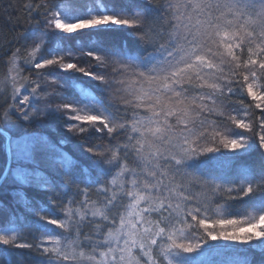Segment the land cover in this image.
<instances>
[{
    "label": "snow or ice",
    "instance_id": "1",
    "mask_svg": "<svg viewBox=\"0 0 264 264\" xmlns=\"http://www.w3.org/2000/svg\"><path fill=\"white\" fill-rule=\"evenodd\" d=\"M147 4L155 6L159 14L144 13L142 18L138 17L140 22L135 33L155 52L163 53L150 66L142 68L135 59L122 60L91 51L86 54L105 69L103 74L77 68L76 63L59 62V67L65 70L77 69L101 82L108 100L116 106L111 116L93 114L64 97L62 103L54 106L43 94V84L47 81L36 83L24 77L23 83L12 89V103L8 108L15 118L8 117L11 124L43 122L48 110L54 108L75 121L66 125L73 135L86 133L89 126L100 125L97 130L107 138L99 139L106 142L86 146V151L110 166L111 173L120 169L110 182L105 178L101 190L105 200L98 201L103 207L92 205L91 209L87 200L75 198L81 190L71 183L68 172L60 171L65 185L71 191L75 188L70 203L78 204V209L66 208L64 198L53 199L60 193L41 171L42 165L49 169L48 161L60 151L63 140L53 143L47 135L36 132H25L14 139L0 128L11 159L5 175L11 171L13 181L20 186L35 183L39 188H47L51 193L49 200L63 213L60 219L49 221L63 230L61 235L41 234L45 239L39 244L18 245L46 254L49 261L174 264L173 250L192 253L208 240L244 245L255 242L264 250V212L251 220L214 218L219 206L214 209L213 205L222 198L217 194L221 185L213 188L208 180L185 184V178L196 172L184 166V162L204 153L221 149L235 151L245 146L250 136L230 138L218 117L237 129L247 130L251 136H258L259 147L264 149V0H176L175 3L147 0ZM36 11L43 15V27L21 43L12 53L14 57L21 51L27 53L33 45L40 49L48 29L75 33L100 25L137 24V19L119 18L123 12L93 14L66 22L53 7L52 0H44ZM167 28L174 35L166 44H161V32ZM11 63L9 71L17 70L19 74L15 61ZM25 63L31 65L33 61ZM53 64L58 61L43 59L35 63V69ZM29 88V94L17 103V94ZM242 91H246L251 102L245 104L246 97L241 99L243 107L237 110L231 98ZM30 97L36 99L30 102ZM7 101L5 96L4 103ZM256 110L260 112L258 118ZM240 112L244 113L243 117ZM249 113L252 120L245 123ZM257 124L259 133L255 132ZM64 158L72 161L67 153ZM13 162L17 165L15 168ZM3 180L4 177L0 178V184ZM109 186L115 189L110 197ZM192 189L198 191L194 193ZM234 189L227 191L231 194ZM6 190L13 197H24L23 191L16 187ZM199 190H204V194ZM252 191V184H248L240 194ZM90 194L91 185L85 190V195ZM85 227L89 228L87 233ZM201 230L202 234H198ZM14 240L15 236L0 234V243L8 245Z\"/></svg>",
    "mask_w": 264,
    "mask_h": 264
},
{
    "label": "trees",
    "instance_id": "2",
    "mask_svg": "<svg viewBox=\"0 0 264 264\" xmlns=\"http://www.w3.org/2000/svg\"><path fill=\"white\" fill-rule=\"evenodd\" d=\"M43 2L44 0H0V128L9 132L14 139L25 132H36L47 135L53 143L58 144L60 140H63L60 151L55 152L48 161L49 169H45L43 165L41 167L44 176L52 180L53 187L60 193L59 197L54 196L53 199L64 198L66 208L78 209V204L70 203L74 198L75 188L73 187L71 191L60 174V171H65L70 175L71 183L77 184L81 190L79 197L75 198L78 201L87 200L90 209L92 205L102 208L103 205L98 201L105 200V196L101 194L105 178L110 182L120 169L117 168L111 173L110 166L86 151V146L106 142L99 139L107 138L104 132L97 130L100 125L89 126L86 133L73 135L66 125L75 121L65 115L64 111H57L54 108L48 110L43 122L32 121L27 125L22 122L19 125H13L8 119V117L15 118L14 113L8 108V105L12 103V89L14 86L19 87L24 77L36 83L47 81L43 84V94L54 106L62 103V97H64L93 114L111 116L116 106L108 100V94L101 82L77 69L65 70L59 67V62L76 63L77 68L83 67L90 72L103 74L105 69L99 66L93 57L86 54L91 51L101 55L110 54L122 60L132 58L142 68L150 66L155 60L160 59L163 53L155 52L153 47L141 41L135 32L140 22L139 18H142L144 13L147 16H156L159 10L155 6L148 5L147 0H52L56 11L68 13L75 19L87 18L93 14L123 12L119 18L137 19V24L100 25L68 35H61L55 30L48 29L45 32L43 46L34 56L30 54L31 47H29L27 53L21 51L18 57H14L12 53L20 48L21 43L31 39L32 35L43 27V15L36 11L37 6ZM175 2L176 0H173V3ZM172 35L174 32L171 28L162 31L159 43L166 44ZM10 41L11 46H9ZM43 59H56L58 64L35 69V63L42 62ZM29 60L33 61L30 66L25 63ZM12 61H17L20 79L14 77L13 70L9 71ZM38 76L40 79H37ZM13 78H15L14 81ZM53 81L58 82L59 86ZM80 89L87 92V95H83ZM30 91L31 88L22 89L21 93L17 94V103L22 101L23 96L28 95ZM5 96L8 97L7 103H4ZM245 97L246 91H242L231 98L237 110L243 107L240 100ZM35 99L30 97V102ZM250 102L251 98L246 97L245 104ZM259 114V110H256L257 118ZM239 115L243 117L244 113L240 112ZM218 119L226 130V134L231 136L230 138L242 135L250 137L245 146L234 153L235 155L223 154L221 149L219 151L222 155L214 152L204 153L184 162L185 167L196 172L185 178V184L203 183L208 180L213 188L221 185L217 188V194L222 198L213 205L214 209L217 205L219 206V211L214 218L235 217L251 220L264 212V184L261 183L264 181V149L259 147L258 136H251L252 134L245 129L235 128L222 117ZM251 120L252 115L249 113L245 123H250ZM255 132H260L258 124ZM64 153H67L75 163L66 160ZM7 161L6 140L0 135V177ZM16 166L13 162L12 167ZM24 166L33 167L30 164ZM213 177L216 179L212 180ZM248 184H252L253 191L241 195L243 187L246 188ZM90 185L91 194L85 195V190ZM15 187L23 191V198L13 197L11 192L6 190ZM229 188L236 189L229 194L227 191ZM114 191L115 189L109 186L108 196H112ZM192 191L196 193L198 190L192 189ZM199 191L201 195L204 194V190ZM50 195L47 188H39L35 183L20 186L13 181L12 172L8 171L3 184H0V234L15 236V240L8 245L0 243V264H58V262L49 261L46 254L41 255L32 248L18 246L39 244L45 239L41 234L57 236L62 234L63 230L58 225L49 222L51 219H60L63 216L57 205L49 200ZM96 220L99 221V218ZM84 231L87 233L89 228L85 227ZM198 234H202V230ZM47 246L51 247L50 244ZM259 247L255 242L244 245L223 240H208L192 253H185L180 249L173 250L171 259L174 264L175 262L179 264H264V250Z\"/></svg>",
    "mask_w": 264,
    "mask_h": 264
},
{
    "label": "rangeland",
    "instance_id": "3",
    "mask_svg": "<svg viewBox=\"0 0 264 264\" xmlns=\"http://www.w3.org/2000/svg\"><path fill=\"white\" fill-rule=\"evenodd\" d=\"M62 3H64V2H62ZM57 12L59 13L60 17H61L62 19H64L66 22H72V21H74V20H77V19H75L74 17H72V16H71L70 14H68V13L60 12V11H57ZM63 13H64V14H63ZM52 30L57 31V33H58V34H61V35H68V34H71V33H63V32H60L59 30H56V29H52ZM38 51H40V49H36V48H35V45L31 46L30 54H31L32 56H34ZM15 63H16L17 68H18L17 61H16ZM28 66H30V65H28ZM18 70H19V69H18ZM13 75H14L15 78H19V79L21 78L20 72H19V74H18V71H17V70H13ZM19 83H20V82H19ZM80 92H81L83 95H87V92H85L84 90H81V89H80ZM227 151H228V150H227ZM227 151L223 149L222 152H224L223 154H226V155H235L234 153H236L238 150H235V151H228V152H227ZM222 152L217 151V152H214V153L219 154V155H222ZM42 182H43V181H41V183H42Z\"/></svg>",
    "mask_w": 264,
    "mask_h": 264
},
{
    "label": "water",
    "instance_id": "4",
    "mask_svg": "<svg viewBox=\"0 0 264 264\" xmlns=\"http://www.w3.org/2000/svg\"><path fill=\"white\" fill-rule=\"evenodd\" d=\"M7 151V150H6ZM7 155H8V153H7ZM8 163H11V159L9 158V155H8V161H7V165H8ZM7 165H6V167H7ZM6 167H5V169H6ZM5 169H4V172L2 173V175H1V177L0 178H2V177H4L5 178V176L7 175V173H6V175H5Z\"/></svg>",
    "mask_w": 264,
    "mask_h": 264
}]
</instances>
